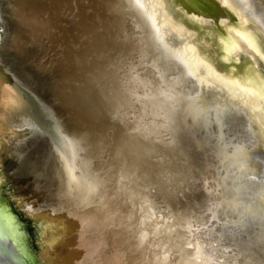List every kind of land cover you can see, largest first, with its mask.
Listing matches in <instances>:
<instances>
[{"label": "bare ground", "instance_id": "obj_1", "mask_svg": "<svg viewBox=\"0 0 264 264\" xmlns=\"http://www.w3.org/2000/svg\"><path fill=\"white\" fill-rule=\"evenodd\" d=\"M17 1L11 5L20 28L12 40L14 51L16 54L32 52L38 70L50 71L55 76V97L66 106L76 108L71 117L81 123L116 117L138 138L131 135L132 138L122 142L132 162L128 168L118 163L122 169H115V177L122 184L118 189L120 195H112L117 199L113 207L102 202L110 199L105 192L112 186L94 181L86 163L79 166L81 172L76 175V185L66 187L62 183L63 171L51 152L44 153L42 158L46 169L36 162L35 153L24 161L26 174L36 184V202L46 204L44 210L52 211L48 212L52 218L45 232L48 236L45 240L42 238L41 244L46 263L264 264V210L258 209L259 204L264 205V197L261 202L264 178L259 172L249 170L250 164L246 165L243 172L251 180L240 194L251 207L231 210L232 216L220 212L221 217H236L227 224H207L211 209L221 205L223 197H228L231 191L225 183L220 188L217 186L215 168L197 161L189 145L176 141L178 131L173 123V106L161 92L165 73H162L158 52H150V31L141 18V12L145 16V5L140 0H132L139 13H133L135 20L123 23L117 14L119 0ZM238 1L249 8V14L264 29V0ZM139 56L142 60L136 62ZM168 62L177 66L181 63L178 59ZM239 115H242L240 111ZM190 145L196 151L201 147L196 140ZM224 148L223 151L215 148L222 157ZM151 153L154 154L144 163ZM235 158L239 161L241 157ZM222 180L226 182L225 178ZM236 182L241 187L242 181ZM50 189L58 191L53 194V204L46 200ZM236 195L238 198L239 190ZM126 203L127 213L116 218V225L119 221L122 223L121 231L99 228L95 217L101 219L102 212L112 213L116 206L122 208ZM227 204V201L223 203L225 208H232L233 205ZM182 208L190 212V218L180 212ZM27 210L33 212L35 208L31 206ZM71 210L73 214L69 213ZM73 215L81 221L77 228L67 223L68 219L75 223ZM115 215L118 216L117 211ZM92 222H95L93 227L87 226ZM203 222L206 225H200ZM237 231L245 233L249 242L236 241ZM207 239L211 242H205Z\"/></svg>", "mask_w": 264, "mask_h": 264}, {"label": "water", "instance_id": "obj_2", "mask_svg": "<svg viewBox=\"0 0 264 264\" xmlns=\"http://www.w3.org/2000/svg\"><path fill=\"white\" fill-rule=\"evenodd\" d=\"M15 1L18 2L17 0H8L5 8L7 13L6 27L8 29V37L4 42V44L6 43L4 45L5 54L11 61V70H13L14 75L22 86L32 94L34 101L40 107V112L46 116L49 124L46 133L41 132L45 137L42 140H46L44 147L39 148L40 144L34 146L36 162L38 161L46 169L42 160L45 157L44 153L49 150L54 154L52 157L56 158L63 171L62 183L66 187L73 183L76 185V175L81 172L79 166L81 163V165L86 163L94 181L112 186L105 192L110 199L108 198L107 201L105 199L102 202L106 206L113 207V203L115 204L117 199L112 195H120L118 189L122 184L115 177V169L120 168L118 163L123 164V168H128L132 162L129 158L130 154L127 148H123L122 142L132 138L131 135L135 139L137 136L134 132L131 134L132 131L126 130L123 122L116 117L90 120L88 123H81L79 119L71 117V112L75 111L76 108L66 106L63 101L61 103V100L55 97L53 92L55 76L50 71L38 70L34 65L32 52L16 54L14 51L12 40L20 31L11 6L12 3L14 5ZM140 1L145 5V16L148 17L144 18L145 16L141 12V18L143 17L142 19H144L143 21L147 24L148 31H150L149 38L147 37L148 41L151 40L152 43L150 52L157 51L160 53L161 57L164 58H162L163 62H160L162 66L171 59H178L181 62L180 67L179 65L178 67L183 76L188 77L187 82L190 85L200 88L203 97L207 92V95L215 96L223 105H233L236 110L242 113L257 142V153L248 152V156H250L248 161L252 165L250 168L259 164L264 175V29L261 24L249 14V8L238 0ZM119 3H121L120 10L117 14L121 22L135 20L133 13L137 12L135 10L137 5L133 1L127 3V1L119 0ZM250 9L252 10V8ZM136 38L138 39V36ZM166 40H173L177 43L179 41L180 44L175 48H171ZM140 59L142 60V56L141 58L139 56L136 62ZM118 152L120 154H117ZM153 154L145 155L147 157H145L144 163H147V158ZM233 155L235 156V154ZM241 159L238 161V166L230 165V170H228L229 166L226 168L224 163L221 164L219 160L220 169L224 173L226 172L225 177L231 192L228 197H223L221 205L217 204L215 208L211 209L207 224L210 222L216 224V226L220 222H226L225 224H227L231 220L234 221L236 217H221L220 212H224L226 216H232L231 210L233 212L237 209L242 208L245 210L251 207V204L245 201L244 195L240 194L251 180L246 175L247 172L244 175L243 168L247 163ZM232 167H235L234 170H232ZM231 170L233 173L230 172ZM254 170L251 169L252 172ZM22 171L23 174L15 183V187L25 184L29 186L31 175H27L24 169ZM255 172L258 171L255 170ZM51 177L52 175L49 178L50 180ZM236 178L242 181L241 187L234 183ZM223 182L225 183V181ZM222 184L220 183L218 187L220 188ZM123 185L126 186L127 184ZM238 190L239 195L237 198ZM29 191L28 189L26 191L22 190L20 196L29 194ZM56 193H58L57 190L54 192L50 189L46 200L49 202L55 201L53 194ZM262 197L264 195L261 196V202ZM118 201L120 200L118 199ZM224 201L228 202L227 206L231 207L233 205V209L225 208ZM51 203L53 204V202ZM258 206V209L264 210L263 202ZM91 207H87L86 210ZM127 208L126 203L122 208L116 206L115 211L112 213L109 212L108 214L106 212L104 214L102 212L103 214L99 215L102 218L96 219L95 222L99 223L98 226L101 229L114 228L116 232L121 231L122 223L119 221L116 225V218H119L121 214L125 215ZM19 210V214L24 221L21 220L22 224L20 223L19 228H17L16 215L11 212L4 200H0V264H47L44 255L41 253L44 249L41 244L42 238L45 232L49 230L50 225V222L46 221V216L50 215L45 216V214L52 211L49 209L30 216L25 213L21 206ZM73 211L71 210L69 213L73 214ZM116 211L118 216L115 215ZM6 212H10L12 215L7 217L5 216ZM180 212L188 218L191 217L190 212L183 208ZM73 218L76 221L75 223H72L69 219L67 223L69 222L70 227L77 228L80 226L78 224L79 220L76 219L77 216L75 215H73ZM111 220L115 221V226ZM95 222L87 226L93 227ZM200 225H206V222ZM87 226L84 224V229L88 230L89 227ZM238 227L234 226L233 228L238 229ZM22 229H26L28 233L30 230L34 234L40 235H37L38 240L35 236V241L32 240L28 243L27 236L23 235L24 231ZM205 242H211V240L207 239ZM205 247H208V245L206 244Z\"/></svg>", "mask_w": 264, "mask_h": 264}, {"label": "rangeland", "instance_id": "obj_3", "mask_svg": "<svg viewBox=\"0 0 264 264\" xmlns=\"http://www.w3.org/2000/svg\"><path fill=\"white\" fill-rule=\"evenodd\" d=\"M7 2L8 0H0V200H4L6 205L11 209V212L16 215V226L19 228L18 226L22 222L21 220H23L22 216L19 214L20 206L24 209L25 213L30 216L46 211L43 207L46 204L43 205V203L38 204L36 202L38 201V196L37 193H34L36 184L32 180V177L30 179L32 184L30 183L29 187L27 184L15 187V183H17L18 179L23 174L22 170L25 169L24 161L35 153L34 146L40 144L38 146L39 148L42 149L44 147L46 140H42V138L45 139V137L40 136L38 131H47L49 124L46 116L40 112V107L34 101L32 94L22 86L14 75L13 70H11V61L6 57V49L4 46L6 43L4 44V42L8 37V29L6 27L7 13L5 9L7 7ZM166 41L171 48H175L180 44L179 41L178 43L173 40ZM154 53L157 54V51H154ZM159 56L158 53V58L162 63L163 61ZM161 69L163 70L162 73L164 72L167 74H164L165 76L162 75L164 80L161 81V85H163L161 86V92L163 93V97L165 95L170 105L173 106L172 110L175 116V121L173 119V123L178 131L176 134L178 138L176 140L177 143H186L187 146H190H188V148L196 156L195 159L197 161H202L206 163L207 166L215 168L217 186H219L220 183H224L221 181L223 178L226 179V172L224 173V171L220 169V163H224L226 167L229 166L230 168L228 170H230V165L238 166V160L235 157L240 155L242 158L241 160L246 162V165L249 166L250 161L248 160L250 156H248V152L253 154L257 153V142L250 129L248 130V122L245 121L242 115H239V111L234 108V110L230 109L232 107H228L227 105H223L215 96L210 94L207 95V92L206 94L204 92L205 96L203 97L197 85V87H194L188 84V77L185 75L183 76V73L177 65L168 62L165 63L164 66L161 65ZM169 129L171 130V128ZM194 140L199 141L201 145L198 150L199 152L194 149L195 147L193 148L190 145V142H194ZM237 146L239 151L236 148ZM215 148H220L222 151L223 148L226 150L224 151L223 157ZM49 152V150L46 151V153ZM215 154L219 155L220 158H216ZM233 154H235V156ZM244 155L245 157H243ZM250 166L252 165L250 164ZM234 168L235 167H232V170H234ZM261 168V165L256 164L249 168V170L255 169L259 172V176L261 175V177L264 178ZM232 170L230 171L231 173H233ZM247 176L250 178L248 173ZM236 180L237 178L234 180V183H237ZM251 185L254 186L255 184L251 183ZM225 186L226 188H230L227 181L225 182ZM27 189L32 192L29 191V194H22L23 196H20L21 191H26ZM63 192V201H65V190ZM31 206L35 208V210H33V212H28L27 208ZM36 208H38L37 211ZM9 215L12 214L10 212L5 213V216L8 217ZM46 215L47 214H45V216ZM46 221L50 222L51 225V216H46ZM78 222L80 225L81 221L79 220ZM72 223L74 222L72 221ZM22 230L25 232H23V235L27 236L28 243L32 240L35 241L36 238L34 239V237H37L38 234H34L30 230L29 233L26 229ZM236 233V237L233 235L236 241L240 240L244 243L249 242V239H245L244 237L245 233H238V231ZM248 235L251 234L248 233ZM47 236L48 235L43 236V239L45 240Z\"/></svg>", "mask_w": 264, "mask_h": 264}]
</instances>
